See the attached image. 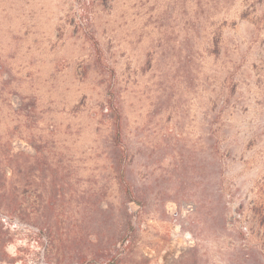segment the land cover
<instances>
[{"label": "rangeland", "instance_id": "374dc122", "mask_svg": "<svg viewBox=\"0 0 264 264\" xmlns=\"http://www.w3.org/2000/svg\"><path fill=\"white\" fill-rule=\"evenodd\" d=\"M0 264H264V0H0Z\"/></svg>", "mask_w": 264, "mask_h": 264}, {"label": "trees", "instance_id": "16d2710c", "mask_svg": "<svg viewBox=\"0 0 264 264\" xmlns=\"http://www.w3.org/2000/svg\"><path fill=\"white\" fill-rule=\"evenodd\" d=\"M113 111L115 113V129L118 133V136L120 138L122 131H123V124H122V114L120 112V109L114 107ZM2 176H4L6 173L5 171L1 170ZM4 174V175H3Z\"/></svg>", "mask_w": 264, "mask_h": 264}]
</instances>
